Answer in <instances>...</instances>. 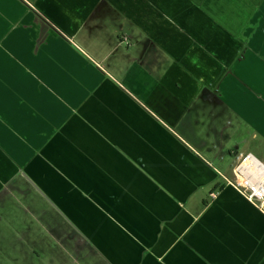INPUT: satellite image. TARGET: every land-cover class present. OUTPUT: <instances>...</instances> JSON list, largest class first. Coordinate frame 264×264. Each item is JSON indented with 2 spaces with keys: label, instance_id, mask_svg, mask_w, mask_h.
<instances>
[{
  "label": "crops",
  "instance_id": "0c3cea01",
  "mask_svg": "<svg viewBox=\"0 0 264 264\" xmlns=\"http://www.w3.org/2000/svg\"><path fill=\"white\" fill-rule=\"evenodd\" d=\"M244 153L264 0H0V264H264Z\"/></svg>",
  "mask_w": 264,
  "mask_h": 264
},
{
  "label": "built area",
  "instance_id": "2783aa9c",
  "mask_svg": "<svg viewBox=\"0 0 264 264\" xmlns=\"http://www.w3.org/2000/svg\"><path fill=\"white\" fill-rule=\"evenodd\" d=\"M231 183L252 203L264 206V163L252 153L240 154Z\"/></svg>",
  "mask_w": 264,
  "mask_h": 264
},
{
  "label": "rangeland",
  "instance_id": "374dc122",
  "mask_svg": "<svg viewBox=\"0 0 264 264\" xmlns=\"http://www.w3.org/2000/svg\"><path fill=\"white\" fill-rule=\"evenodd\" d=\"M209 114L210 113H206L205 115L201 114L200 122L196 123L194 125V127H192L194 132H195V134H196V136H195V138H194V140L192 142L190 141V143L192 145H197L198 146L200 144L199 140H200L201 137H203L205 139L208 138L209 141H210L209 142L210 143L209 146L212 147V148H215L217 150V149H219V147L221 145L226 143L228 141V139L224 138L222 136H217V133H215V129H217V128L215 126L210 127V124L212 122L210 120V115ZM223 126L225 128L227 127V121L224 120V119L222 121H220L219 126H218V130H222ZM184 138L187 139V136H185ZM215 164H216V166H218L217 163H215ZM230 165H232V164H230ZM228 170L229 171H227V173L230 172V168H228Z\"/></svg>",
  "mask_w": 264,
  "mask_h": 264
},
{
  "label": "water",
  "instance_id": "95a60500",
  "mask_svg": "<svg viewBox=\"0 0 264 264\" xmlns=\"http://www.w3.org/2000/svg\"><path fill=\"white\" fill-rule=\"evenodd\" d=\"M36 186V185H35ZM37 187V186H36Z\"/></svg>",
  "mask_w": 264,
  "mask_h": 264
}]
</instances>
